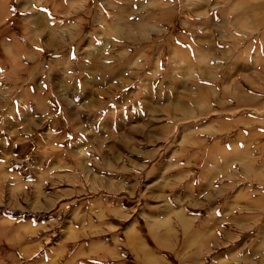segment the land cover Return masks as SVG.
Here are the masks:
<instances>
[{"label": "rangeland", "instance_id": "1", "mask_svg": "<svg viewBox=\"0 0 264 264\" xmlns=\"http://www.w3.org/2000/svg\"><path fill=\"white\" fill-rule=\"evenodd\" d=\"M0 264H264V0H0Z\"/></svg>", "mask_w": 264, "mask_h": 264}, {"label": "bare ground", "instance_id": "2", "mask_svg": "<svg viewBox=\"0 0 264 264\" xmlns=\"http://www.w3.org/2000/svg\"><path fill=\"white\" fill-rule=\"evenodd\" d=\"M177 221V217H176V220H175V222ZM174 223V222H173ZM178 223H180V222H178ZM182 226H184V224L183 223H180ZM185 226H186V221H185ZM145 234V233H144ZM198 234V236H200L201 234L200 233H198L197 231H195L193 234H192V236H194V235H197ZM142 235V234H141ZM164 238H166V233H165V235H164ZM156 240V239H155ZM164 241V240H163Z\"/></svg>", "mask_w": 264, "mask_h": 264}]
</instances>
